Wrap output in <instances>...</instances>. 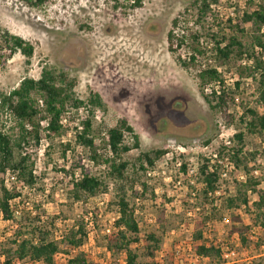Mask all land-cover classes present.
I'll return each instance as SVG.
<instances>
[{"label":"rangeland","instance_id":"1","mask_svg":"<svg viewBox=\"0 0 264 264\" xmlns=\"http://www.w3.org/2000/svg\"><path fill=\"white\" fill-rule=\"evenodd\" d=\"M190 1L47 0L40 9H31L19 0H0V28L34 47L31 58L17 52L0 67L1 91L10 92L25 77L37 79L43 67L64 70L75 80L74 90L79 98L86 99L90 93L101 97L106 111L104 114L97 111L96 119L113 127L124 118L133 128L139 148L132 149L125 159L135 162L141 152L166 150L153 167L144 165L146 171L136 170L131 177L135 183L129 193L130 203L139 226V243L133 248L140 256V264L150 262L143 257L146 236L150 233L161 241L155 264H209L207 259L196 257L193 250L194 226L197 212H201L197 209L201 202L197 199L200 190L197 172L201 158L217 152L225 136L235 133L234 125L212 113L200 95L195 68L184 69L179 65L177 56L185 57V49L176 54L168 51L171 20ZM245 2L219 0L214 13L221 22L235 20L244 11ZM259 32L264 34V26ZM206 63L218 68L225 88L238 98L236 106L256 105L257 83L247 76L237 77L238 66L227 71L213 57H208ZM238 63L244 66L245 56ZM238 80L240 85L235 89L234 82ZM213 88H217L215 84L207 86L205 93L209 94L206 89ZM237 110L240 113L238 107ZM219 123L225 126L224 131ZM1 128L12 136L16 132L7 113L0 115ZM70 140L72 133L68 131L53 142L42 139L37 147L29 145L23 150L34 162L35 177L30 191L21 189L26 207L53 217L52 229L58 242L68 230L82 225L86 238L80 250L90 254L98 264H124V253L113 255L106 250L104 235L118 216L113 204L116 188L121 185L129 188L130 182L117 185L109 182L104 178L103 167L90 163L82 149L67 154L63 160L58 145ZM126 142L132 144L128 136ZM244 145L245 152L260 151L264 140L246 135ZM61 166L75 176L81 167L101 176L108 182V190L82 202L73 201L71 176H65ZM248 168L258 170L264 187V159L258 156L249 162ZM220 170L227 175L220 178L218 193L213 197L217 206L228 194H233L235 180L244 177L242 169L228 170L224 166ZM11 177L0 175V181L10 186ZM256 200L254 195L249 198L250 212ZM221 212L215 213L216 220L203 228L201 243L221 248L224 264L245 263L256 254L253 246L257 239L264 242V232L253 227L245 246L229 232L236 216L244 225H251V213L244 208ZM11 227L12 223L0 219V240L10 234ZM59 247L61 252L54 258V264H66L65 252L69 249L61 243Z\"/></svg>","mask_w":264,"mask_h":264},{"label":"trees","instance_id":"2","mask_svg":"<svg viewBox=\"0 0 264 264\" xmlns=\"http://www.w3.org/2000/svg\"><path fill=\"white\" fill-rule=\"evenodd\" d=\"M19 1L28 8L40 9L47 0ZM218 4L219 0L190 1L184 11L171 20L167 33L170 53L176 54L181 49L187 52L185 57L178 55L177 61L184 69L195 68L198 91L210 111L235 127L234 145L231 148L219 147L216 159L201 158L197 172L200 184L197 199L201 201L197 209L200 208L201 212H197L194 226L193 250L196 257L207 259L209 264L225 263L221 248L201 243L203 228L216 220L215 213L239 208L251 213V225H244L236 216L232 218L229 232L245 246L253 227L264 232L263 179L252 176V170L248 168L249 162L258 156L264 159V148L245 152L244 145L246 135L264 140V34L259 32L264 26V0H246L242 14L237 15L235 20L224 22L219 21L214 13ZM0 45V67L17 52L27 59L34 52L32 44L2 28ZM243 56L246 64L241 66L237 62ZM208 57L216 59L219 67L227 71L238 66L235 68L237 77L247 76L257 83L255 106H236L235 93L225 88L218 68L206 63ZM211 84L217 88L206 94L205 88ZM239 85V80L234 82L235 89ZM74 89L75 80L66 71L43 67L37 79L25 77L10 92L0 90V115L7 113L16 129L14 136L0 129V175L12 176L10 186H6L4 180L0 181V219L12 223L10 234L0 240V264H13L15 260L21 264H54V258L61 252L60 243L69 249L65 252L68 256L66 264H98L90 254L80 250L86 238L82 225L68 230L58 242L52 229L53 217L28 210L21 192V189L30 191L35 185L34 162L23 150L29 145L37 147L42 139L53 142L68 131L72 133V140L58 145L63 160H66L67 154L73 155L82 149L90 163L103 167L106 172L104 178L109 182L114 185L130 182L129 188L123 185L116 188L113 204L118 216L109 233L104 235L105 248L113 255L124 253V264H140V256L133 248L139 243V226L130 203L129 193L135 183L131 177L136 170L146 171L144 165L153 167L166 150L141 152L135 162L125 159L132 149L139 148V138L133 128L124 118L113 127L105 126L103 120L96 119L97 111L103 114L106 111L101 97L90 93L86 99H81ZM127 136L132 144L126 142ZM208 143L205 141V144ZM222 157H228L235 169H242L244 177L243 180H235L233 194H228L217 206L213 197L219 190L221 164L218 160ZM60 171L65 176H71L70 195L73 201L82 202L108 190L106 180L86 172L82 167L77 176L74 172H66L64 166L60 167ZM181 171L185 172L184 166H181ZM253 195L257 200L252 203L253 212H250L249 198ZM160 243L155 234L146 236L143 257L150 260L149 264H155L154 257L160 250ZM253 247L256 254L242 264H264V251H261L264 242L257 239Z\"/></svg>","mask_w":264,"mask_h":264},{"label":"built area","instance_id":"3","mask_svg":"<svg viewBox=\"0 0 264 264\" xmlns=\"http://www.w3.org/2000/svg\"><path fill=\"white\" fill-rule=\"evenodd\" d=\"M206 91H208L210 93L209 89H206ZM234 100H235V103L238 102L237 97H235ZM219 127H220L221 131L225 130V126L222 125L221 123H219ZM233 135H234V132L230 133L229 135H226L225 138L222 140V143L219 147L224 146L226 148H231L234 145ZM207 157L210 159H216L217 158V152L212 153V154H210V156H207ZM227 158L228 157H222V159L218 160V163L221 164V168L225 166L228 170H234V168H235L234 165ZM257 173H258V170H256V169L252 171V175L255 177H258ZM226 175L227 174L225 171L224 172L222 171L220 173V177H225ZM110 229L111 228L107 229V233H109ZM13 264H21V263L19 261L15 260V262Z\"/></svg>","mask_w":264,"mask_h":264}]
</instances>
